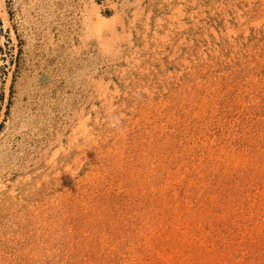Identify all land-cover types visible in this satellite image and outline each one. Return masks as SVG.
<instances>
[{
  "label": "rangeland",
  "instance_id": "1",
  "mask_svg": "<svg viewBox=\"0 0 264 264\" xmlns=\"http://www.w3.org/2000/svg\"><path fill=\"white\" fill-rule=\"evenodd\" d=\"M0 264H264V0H0Z\"/></svg>",
  "mask_w": 264,
  "mask_h": 264
}]
</instances>
